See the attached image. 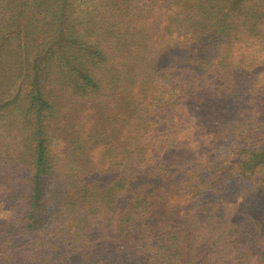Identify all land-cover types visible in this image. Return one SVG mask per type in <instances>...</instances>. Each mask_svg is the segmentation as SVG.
I'll use <instances>...</instances> for the list:
<instances>
[{
  "label": "rangeland",
  "instance_id": "obj_1",
  "mask_svg": "<svg viewBox=\"0 0 264 264\" xmlns=\"http://www.w3.org/2000/svg\"><path fill=\"white\" fill-rule=\"evenodd\" d=\"M5 1L0 0L1 8ZM74 1L69 2L70 22L77 41L85 43L76 44L78 49L101 40L96 62L104 71L131 72L133 79L117 94L101 91L93 79L85 88L73 81L70 59L54 62L44 76L34 69L37 64L19 74L17 11L0 10L5 26L0 34V264H60L63 259L68 264H132V251L148 264H163L157 252L164 244L179 249L176 264L206 259L207 264H264V154L249 159L252 167L238 164L252 150L264 151V20L253 35L243 22L219 33L212 28L220 24L205 22V40L216 42L211 46L203 40L204 47L189 49V38H177L176 25L164 29L161 10L168 0H136L134 6L146 8L135 16L130 6L126 21L119 23L126 27L122 30L105 28L104 21H114L115 14L104 0ZM237 5L230 0L227 8ZM95 22H101L94 25L96 33L87 34ZM148 35L152 51L144 48ZM123 39L134 42L116 48ZM37 40L33 47L40 45V50L29 55L32 64L40 51L52 47ZM201 61L208 64L202 74L197 73ZM145 70L149 83L144 85ZM30 83L41 95L51 93L50 106L55 104L45 120L54 169L40 177L46 192L38 200L30 197L36 185L33 144L23 140L28 132L19 123ZM29 120L22 123L29 126ZM76 146L80 149L71 152ZM96 192L100 201L91 202ZM137 201L143 204L137 217L146 227L154 226L150 215L158 213L157 203L161 213L179 217L178 240L168 236L167 243L155 233H132L125 214L127 205ZM83 204L88 213L79 211ZM189 239L197 251H188ZM58 246L73 248L76 260L69 261Z\"/></svg>",
  "mask_w": 264,
  "mask_h": 264
},
{
  "label": "trees",
  "instance_id": "obj_2",
  "mask_svg": "<svg viewBox=\"0 0 264 264\" xmlns=\"http://www.w3.org/2000/svg\"><path fill=\"white\" fill-rule=\"evenodd\" d=\"M69 2H76L74 0H7L5 1L4 6L0 10L2 12H5L4 9L13 8L15 11H17V20L18 23H20V31L16 35V39L19 41V48L18 50L22 52V57H20L15 66V71L19 74L22 73H29V68L35 64L37 66L34 68L36 70H42L40 72L41 75H46L45 71L50 69L51 66H53V63L57 62H63L67 60H71L69 63L72 66V72H75V78L73 79L74 82L82 83V86L92 87V79L95 80L97 83L94 84V86H98V88L101 89V91L108 90L113 92H118V88L121 84H125L129 79H133L131 77L132 73L127 72L125 70L124 74H120L118 70L112 69V70H105L104 71V65L99 64L96 62L95 57L100 56L101 53L100 49V42L101 40L96 39V41H92L86 45V51H89V49L94 50L93 53H87L85 49H78L76 44L84 46V41H77V34L78 32L74 30V27L71 25V17H74L73 10L69 6ZM105 6L109 7L114 12L113 18H115L114 21H104L107 24V29H113L114 27L118 28L119 30L126 29V27L119 25L121 22L124 24V21H126L127 12L132 6V9H135V16L142 13L143 9L146 8V6H134L136 0H104ZM230 2V0H168V2H164V5H162L163 10V16L166 20V27L164 29H170L172 26L176 25L179 29L180 33H177V38L186 39L189 38V46H186L187 48H198V46H202L200 42L205 40V37L207 34L203 33L204 30V23L205 22H216L220 24V26L212 28L215 31L224 32L228 31L232 28H235L234 24H236L237 21L243 22L248 24L247 30L249 34L253 35L255 34L254 28L256 24H258L260 21L264 20V13L261 11H257L256 8L259 7L260 9H264V0H237V7H234L233 10H229L227 8V4ZM263 3V4H262ZM144 5V4H143ZM105 12V11H103ZM151 15V13H150ZM240 18V19H238ZM41 19V21L38 23V20ZM160 19V16L159 18ZM157 19V20H158ZM0 17V21H1ZM41 22L47 23V25L43 24L40 25ZM109 23V28H108ZM111 23V24H110ZM101 22L93 23L92 27H88L85 31L87 34H95L96 33V26L94 25H100ZM128 25V22L126 23ZM125 24V25H126ZM157 24H154L150 28V32L153 33V28H155ZM5 29V26L0 25V34L3 33ZM93 29V31H92ZM221 30V31H220ZM113 35L115 34H121V32L114 31L112 32ZM106 37L110 36V31H105ZM124 35V34H123ZM100 39L102 38L101 35ZM213 37V35L211 36ZM41 40L42 45L43 43H50L52 47H50L49 52L40 51V59L35 60L34 64L31 63V60H29L30 54H35L40 50V45L38 47H33L37 45L38 40ZM143 41V40H142ZM134 41L131 39H123L121 41L118 40L116 43V48L119 46L120 49H125L127 46L131 45ZM145 47L148 50L152 51L153 49L150 47V45H153V38L150 37V35L146 36V39H144ZM205 42L207 45L211 44V46L216 42V40L213 38L212 40L210 38L206 39ZM48 43V44H49ZM200 43V44H199ZM30 44V47L27 48L26 46ZM180 44V43H179ZM143 45H141L142 47ZM153 47V46H152ZM184 48V46H182ZM189 48V49H190ZM199 50H201L199 48ZM0 52L2 50L0 49ZM159 52V51H156ZM156 54V53H155ZM31 65V66H30ZM42 69H41V67ZM198 66V65H197ZM208 64L201 61L199 63V70L197 73L202 74ZM32 68V69H33ZM102 70V71H100ZM60 73H62L61 69L59 70ZM144 80L142 82L145 84L148 82V72L145 70L143 71ZM35 83H30L28 85L29 92L27 95H25V99L22 102H28L27 106L24 105L23 111L21 112L20 116L21 120H19L20 123V129L24 128L28 132V136L25 140L26 144H33V156L35 157L34 161V170L32 173V178L36 180V185L30 189L31 194L30 197L33 200H38L41 197H44L45 195V188L43 181H40V177L46 174H50L52 172V169H54V161L51 159L50 154L51 150L49 147L50 140L48 141V129L45 123V120L50 115L49 109L55 107V104L51 105L50 96L51 93H43V95L39 94L37 91H35L34 87ZM36 84H39L38 81H36ZM31 88H30V87ZM124 88V87H123ZM185 88V87H184ZM126 89L124 88L123 93L125 94ZM120 96V101H122ZM20 103V102H19ZM23 113V114H22ZM23 118L27 119L30 118L29 122L30 125L28 126L27 123H22ZM16 126V125H15ZM19 131V130H18ZM74 141V140H73ZM75 141H79L76 139ZM80 149V146H76V148L72 149L71 152L75 153ZM264 151H251V155H249L246 158V162L238 163L239 166H248L252 167L254 166L251 164L250 158H260L259 156H263ZM261 159V158H260ZM167 162V161H164ZM264 162L261 159L260 166H262ZM120 183V182H119ZM117 186H119L117 184ZM115 186V187H117ZM144 186L142 193H148L149 191V185H141V187ZM110 188V187H109ZM121 188V187H119ZM111 194L113 191H111ZM91 202H99L100 197L99 194L96 192V194H93ZM99 197V198H98ZM97 198L96 201H94ZM113 200H116V197H113ZM121 202V201H120ZM113 203L109 200L108 208L110 210ZM78 206V204H77ZM127 209V213L125 214L128 216L126 218V222L129 225V229H132L135 231H145L151 233H155L154 236H158L159 238H163L167 243H169L168 236L171 238H174L175 240H178V232L180 223L179 217L175 216H167L163 213H161V210L163 209L159 203H157V212L154 215H150L151 221H153L154 226L146 227V222L142 223L140 217H137V211L139 212L141 207L143 206L142 202H133ZM88 206L86 204H83L79 206V211L82 213H88ZM76 209V208H75ZM71 207V210H75ZM131 210V211H130ZM125 218V217H124ZM149 218V220H150ZM135 221V223H134ZM151 223V222H150ZM151 223V224H153ZM224 227H228V224H226ZM182 229V228H180ZM91 232V231H90ZM157 237V238H158ZM156 238V239H157ZM186 244V239H185ZM184 244V245H185ZM195 243L192 242V239H189L188 241V251L192 252L196 249L198 250V245H194ZM203 244L202 246H204ZM192 246V247H191ZM199 246V250H206L205 248ZM129 247V244L126 243L124 245L123 250H127ZM65 247L58 246V250L64 252L69 261H74L77 258V254L73 252V248H66L67 250L64 251ZM195 248V249H194ZM71 249V250H70ZM179 249L173 245V244H164L157 252V257L162 258L166 260V262H162L163 264H176V262L179 260L178 256ZM194 253V252H193ZM134 255L132 264H148L146 261L139 259L137 257V253L135 251H132ZM264 254V253H263ZM193 255V254H192ZM197 260V259H196ZM209 259H206L204 262L203 260L195 261L190 264H207ZM182 262L183 259H182ZM203 262V263H202ZM62 264H68L66 259H63L61 261ZM60 263V264H61ZM185 263V262H184ZM186 264V263H185Z\"/></svg>",
  "mask_w": 264,
  "mask_h": 264
}]
</instances>
